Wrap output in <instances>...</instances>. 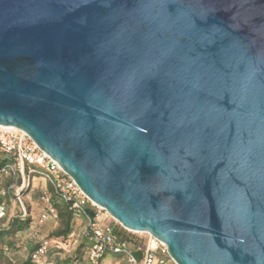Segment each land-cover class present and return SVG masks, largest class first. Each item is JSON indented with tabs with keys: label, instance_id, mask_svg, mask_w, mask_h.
I'll return each mask as SVG.
<instances>
[{
	"label": "water",
	"instance_id": "water-1",
	"mask_svg": "<svg viewBox=\"0 0 264 264\" xmlns=\"http://www.w3.org/2000/svg\"><path fill=\"white\" fill-rule=\"evenodd\" d=\"M0 124L177 264H264V0H0Z\"/></svg>",
	"mask_w": 264,
	"mask_h": 264
},
{
	"label": "built area",
	"instance_id": "built-area-1",
	"mask_svg": "<svg viewBox=\"0 0 264 264\" xmlns=\"http://www.w3.org/2000/svg\"><path fill=\"white\" fill-rule=\"evenodd\" d=\"M0 152L7 159L0 173L12 176L14 181L7 188H3L0 181L1 197L10 196L11 189L17 182L15 178L22 179L19 189H23L26 180L39 175L49 182L52 190H45L40 197L43 209L37 217V222L42 224L48 220L58 221L59 212L52 202L53 195L59 196L68 204L74 221H83L80 230L72 231L66 239L50 235L41 237L37 248L31 254L35 264H55L50 259L52 250H60L64 255H71L81 238H86L89 246L86 258L76 264H103V259L108 254L118 256L125 264H177L169 256L167 246L150 234L142 248L141 256L138 257L136 252L128 247L129 244L120 240L113 223L101 217L105 209L92 202L59 163L23 130L0 124ZM20 197L18 192L16 198ZM6 211L7 206L0 201V217H3Z\"/></svg>",
	"mask_w": 264,
	"mask_h": 264
},
{
	"label": "trees",
	"instance_id": "trees-1",
	"mask_svg": "<svg viewBox=\"0 0 264 264\" xmlns=\"http://www.w3.org/2000/svg\"><path fill=\"white\" fill-rule=\"evenodd\" d=\"M6 162L7 159L0 152V169ZM0 181L2 186L3 183H10L11 181L13 182V178L8 174L0 173ZM10 185H8V187ZM50 190H52L51 185ZM6 197L7 196H0V201L4 202L7 206L6 214L3 217H0V264H10L12 261H14L13 257L16 256V254L12 253V249L15 246H20L21 241L19 239L22 238L21 236H23V234L25 236L24 238H27L28 240L27 245H29V251L27 257L22 260L20 264H35L31 259V254L37 248L41 237L36 233V229L33 225L30 214L24 217L22 215H9ZM52 202L58 209L60 223L57 229H55L50 236L66 239L68 234H70L75 228L72 212L68 208V204L59 196L53 195ZM91 213L94 215L93 211H91ZM115 224L119 223L116 222ZM115 224H113L114 229L120 240L126 242L127 244L133 243L134 240L127 233L126 229L124 227H117ZM88 246V241L86 238H83L71 255H64L60 250H52L50 259L54 261L55 264H76L77 262L86 258ZM143 246L144 244L142 245L138 243L132 248L138 257H140L142 254Z\"/></svg>",
	"mask_w": 264,
	"mask_h": 264
},
{
	"label": "rangeland",
	"instance_id": "rangeland-1",
	"mask_svg": "<svg viewBox=\"0 0 264 264\" xmlns=\"http://www.w3.org/2000/svg\"><path fill=\"white\" fill-rule=\"evenodd\" d=\"M35 177H36L35 179L34 178L32 179V177H31L30 180H26L25 186L23 189H19V187L22 183V179L20 177H19V179L15 178V181H17V182L15 183V186L13 187V189H11L10 196L6 197V202H7L8 208H9V215H12V216L22 215L24 217V216L29 214V212L31 211V204L28 201V198L26 197V195H27V192L30 189V187H33V185L38 184V181H39L38 177H41V176L35 175ZM13 182L11 181L10 183H3L2 187L7 188L8 185L12 184ZM47 183L49 184V182H47ZM49 186H50V184H49ZM18 192L20 193V196H21L20 198H16ZM101 217L106 218L107 221H111L113 224L116 223V220H114L112 217L108 216V214L106 213V210H105V212H104V210L102 211ZM45 223L46 222H44L42 224H39L38 222L33 223V225L35 226V229H36V233L38 235H40V237H43L44 235H47V234L51 235V233L49 234L50 230L48 229V227L47 228L44 227ZM59 223L60 222L58 219L57 226H56V228H53V231L55 229H57V227L59 226ZM115 225L117 227H123V226H120L119 224H115ZM126 231L130 235V237H132V239L134 240L133 243L128 245V247L130 249H132L135 246V244L137 245L138 243H140L142 245L143 244L145 245L147 243L148 238H149L148 233L132 232L129 230H126ZM77 232H78V230H77ZM21 237L22 238L19 239L21 241L20 246L19 247L15 246L12 249V253L16 254V256L13 257L14 261H12L10 264H20L22 262V260H24L27 257V254L29 251V245H27L28 240H27V238H24L25 237L24 234ZM82 239L83 238H81L79 240V243ZM108 257H110L111 260H113V258H114L112 255H109ZM117 264H125V263H124V261L120 260Z\"/></svg>",
	"mask_w": 264,
	"mask_h": 264
},
{
	"label": "crops",
	"instance_id": "crops-1",
	"mask_svg": "<svg viewBox=\"0 0 264 264\" xmlns=\"http://www.w3.org/2000/svg\"><path fill=\"white\" fill-rule=\"evenodd\" d=\"M35 178L36 177H34V179ZM38 179H39L38 184L33 185V187H30V189L28 190L27 195H26V197L28 198V201L31 204V211L29 212V214L31 215L33 223L37 222V217L39 216V214L41 213V211L43 209V204L40 201V197L45 190L50 189L49 184L43 178L38 177ZM57 223H58V221L48 220L44 224V227L45 228L48 227V229L50 230L49 231V234H50V233H52L53 228H56ZM82 223H83V221H81V220L74 221V224H75L74 230L79 231ZM47 235H44V236H47ZM109 255H112L114 257L113 260H111V258L108 257ZM108 256L106 255L104 257L103 264H117L121 260L118 256L113 255V254H108Z\"/></svg>",
	"mask_w": 264,
	"mask_h": 264
}]
</instances>
